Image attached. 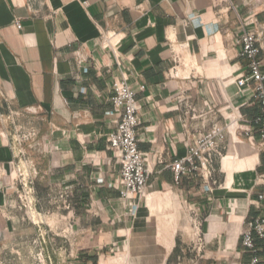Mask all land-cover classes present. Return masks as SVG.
Segmentation results:
<instances>
[{
  "label": "crops",
  "instance_id": "crops-1",
  "mask_svg": "<svg viewBox=\"0 0 264 264\" xmlns=\"http://www.w3.org/2000/svg\"><path fill=\"white\" fill-rule=\"evenodd\" d=\"M250 31L260 36L264 69V0H0V259L32 228L15 186L19 147L8 138L14 113L18 125L38 132V146L25 144L38 170L34 210L41 214L52 199L69 209L61 216L77 233L73 264H97L125 241L129 249L169 250L152 264H250L242 234L264 214L260 140L227 137L214 163L216 185L197 175L177 184L171 168L186 155L188 138L224 123L215 112L191 119L186 103L206 112L246 99L249 91L239 94L235 78L247 71L238 40ZM107 32L114 34L110 46ZM123 75L138 89L139 147L152 170L146 192L129 204L108 144L118 125L112 85ZM28 106L40 110L29 113ZM260 111L257 102L242 107L250 119ZM176 193L181 235L176 228L169 244L137 247L133 234ZM137 250L119 257L143 262Z\"/></svg>",
  "mask_w": 264,
  "mask_h": 264
},
{
  "label": "built area",
  "instance_id": "built-area-1",
  "mask_svg": "<svg viewBox=\"0 0 264 264\" xmlns=\"http://www.w3.org/2000/svg\"><path fill=\"white\" fill-rule=\"evenodd\" d=\"M17 25L21 28V24ZM113 37V33H106L105 46L113 44ZM238 42L242 46L241 55L248 58L249 63L247 71L238 74L235 81L239 94L247 95V91L249 93L242 102L234 98L228 102L227 107L208 108L206 112H199L196 106L190 103L183 106L186 116L190 114L191 119L206 117L207 114L215 112L222 115L224 123L213 124L209 128L204 126L193 137L187 139L186 155L171 163L177 184L183 176L197 175L216 185L218 181L214 174V163L217 157L224 156L222 146L229 136H232L236 142H242L241 134H243L250 143L260 140L264 145V69L258 58L262 49L260 36L256 32H245ZM78 59L80 64L87 65L86 60L81 57ZM137 93L138 89L129 82L126 75L115 78L111 101L118 115V125L116 130L109 134L108 144L121 164L119 186L121 198L125 204H129L131 200L146 192L152 173L149 156L139 147V129L142 121L141 104ZM252 102L259 103L261 111L250 119L242 112V107ZM39 110L40 106L25 108V111L29 113H38ZM15 115L11 114L14 133L11 137L8 135V138L19 147L15 186L18 188L21 206L28 211L34 208L32 195L38 170L33 160L27 156L25 144L31 142L33 146H38V132L35 128L25 129L18 125ZM184 125L188 126L186 119ZM259 198L263 199L264 195L260 194ZM256 238L264 244V214L250 221L242 234V244L251 252L250 264H264V247L261 248L257 244Z\"/></svg>",
  "mask_w": 264,
  "mask_h": 264
},
{
  "label": "rangeland",
  "instance_id": "rangeland-1",
  "mask_svg": "<svg viewBox=\"0 0 264 264\" xmlns=\"http://www.w3.org/2000/svg\"><path fill=\"white\" fill-rule=\"evenodd\" d=\"M42 209L41 214L37 213L34 208L28 210V213L24 210L32 228L25 232L16 246L4 251L0 264H73L72 259L77 252L73 244L76 243L77 233L74 232L69 219L61 216L63 211L69 209L65 204H57L54 199L43 202ZM183 209L176 193V200L163 202L160 208L149 213V225L144 226L135 235L133 234L132 242L137 247L146 244L143 242L145 240L155 245L161 241L169 244L175 235L176 228L180 230L179 235L184 228ZM64 215H66L65 212ZM127 245L128 242L125 241L117 249L103 256L97 264H152L150 262L155 260L156 253H159L160 257L169 252L167 248L143 249L138 247L135 249H139L144 255L141 259L143 262L141 260L139 262L130 255L119 257L120 254L129 252L131 254L136 251L127 248Z\"/></svg>",
  "mask_w": 264,
  "mask_h": 264
}]
</instances>
